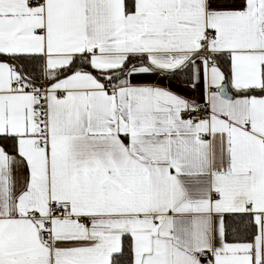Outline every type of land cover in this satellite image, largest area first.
Instances as JSON below:
<instances>
[{"label": "snow or ice", "instance_id": "1", "mask_svg": "<svg viewBox=\"0 0 264 264\" xmlns=\"http://www.w3.org/2000/svg\"><path fill=\"white\" fill-rule=\"evenodd\" d=\"M0 264H264V0H0Z\"/></svg>", "mask_w": 264, "mask_h": 264}]
</instances>
